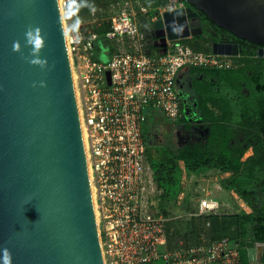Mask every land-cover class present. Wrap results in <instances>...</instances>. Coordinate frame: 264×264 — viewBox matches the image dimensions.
Segmentation results:
<instances>
[{"label":"water","instance_id":"obj_1","mask_svg":"<svg viewBox=\"0 0 264 264\" xmlns=\"http://www.w3.org/2000/svg\"><path fill=\"white\" fill-rule=\"evenodd\" d=\"M186 4L154 22L157 53L201 32L195 11L264 46V0ZM64 30L59 0H0V264H104ZM245 251L264 259L263 243Z\"/></svg>","mask_w":264,"mask_h":264},{"label":"built area","instance_id":"obj_2","mask_svg":"<svg viewBox=\"0 0 264 264\" xmlns=\"http://www.w3.org/2000/svg\"><path fill=\"white\" fill-rule=\"evenodd\" d=\"M94 0H59L78 103L79 118L104 264H240L236 246L222 240L202 247L168 249V224L146 160L148 124L180 115L177 79L186 69L229 70L235 58L193 51L180 41L168 42L164 54L146 51L149 32L165 12L186 8L168 2L144 24L150 6L145 0H111L91 10L109 25L104 40L112 49L107 59L97 50L99 37L71 25L69 8ZM97 20H95V24ZM98 25V24H97ZM109 74L107 79L106 74ZM194 213L218 214L221 206L209 197ZM246 212L245 210H243ZM247 213V212H246Z\"/></svg>","mask_w":264,"mask_h":264},{"label":"trees","instance_id":"obj_3","mask_svg":"<svg viewBox=\"0 0 264 264\" xmlns=\"http://www.w3.org/2000/svg\"><path fill=\"white\" fill-rule=\"evenodd\" d=\"M106 0H94L93 2H82L69 8L71 15L77 18V22H89L91 10L106 8ZM150 6V12L147 14L144 24H149V19L156 14V8L168 4V0H145ZM185 5L186 0H184ZM198 12V11H197ZM204 21L209 22L205 15L198 12ZM97 23L91 26V32L99 37V43H102L108 49V56L112 49L104 40V35L109 29L106 21H102L100 14H96ZM211 23V22H209ZM98 24V25H97ZM203 24V23H202ZM211 25L218 29L217 26ZM75 26V22L73 23ZM77 27V26H75ZM147 40L153 37L149 32H145ZM181 44L188 45L193 51L201 53H210V49L204 43L196 42L192 39L180 41ZM146 51L154 54L156 49L149 43H146ZM199 74H212L219 78V86L223 93L217 96L214 105L221 107V112L225 111V102L227 97L238 95L235 91L236 84L246 77V71L243 70H214V69H192ZM245 80V79H244ZM253 86H257L259 77H253ZM196 92L201 99L204 108V122L208 124L209 135L204 141L189 144L182 149L150 148L146 137V160L149 164L157 187L162 190L159 209L161 213L170 217L167 206L176 201L182 193V169L179 163L182 162L184 171L189 177L191 175L206 174L211 171L220 174H229L228 177L220 181L221 187L232 192L240 199L251 212L246 213L243 210L235 213H218L209 215H198L190 217L185 221V226L180 222L172 221L168 224V249H178L179 243L183 242V247L195 246L202 247L211 243L228 240L231 245L238 249L240 264H248L245 243H263L264 244V129L259 130L252 127L250 119H245L242 124L238 120L226 118L224 115H214L207 109V103L212 101L210 85L198 83ZM223 98V99H222ZM218 102V103H216ZM225 105V106H224ZM250 121V122H249ZM227 124L239 125L238 132L243 134L246 145L238 147L232 145L233 139L238 136L236 131H232ZM253 142V143H251ZM253 147V155L242 161L245 151ZM188 198L184 199L187 203ZM196 208L187 207L185 212L194 213ZM162 264V262H160Z\"/></svg>","mask_w":264,"mask_h":264},{"label":"flooded vegetation","instance_id":"obj_4","mask_svg":"<svg viewBox=\"0 0 264 264\" xmlns=\"http://www.w3.org/2000/svg\"><path fill=\"white\" fill-rule=\"evenodd\" d=\"M195 13L198 12L195 11ZM191 27L195 30L200 28L201 32L187 39L204 43L210 52L211 48L217 44L235 47L237 56H234V65L231 69H244L243 71H246L245 80H240L239 77L234 89L239 91L238 95L225 98L222 102H225L226 108L225 111L221 112V107L214 105L215 98L224 92L219 86V78L212 74H199L192 69L183 70L176 82L180 98V115L175 122L162 117L157 124L153 126L148 124L145 137L150 147L153 145L154 148L182 149L189 144L204 141L209 135L208 124L204 122V108L196 92L198 83L210 85L212 101L207 103V109L211 113L238 120L239 124L248 118L250 121H254L251 123L252 127L259 130L264 129V57H260L264 51V46L241 40L223 29H216L211 23L204 21L199 14L192 21ZM156 42L157 40L153 37L147 40V43L153 47ZM255 76H260L257 86H253L251 80ZM226 125L238 134V137L233 139L231 144H237L238 147L245 146L247 141L243 134L237 131L239 125L227 123ZM253 153V147H249L245 151L242 161L251 157ZM228 176L229 174H226V177ZM261 263H264V259Z\"/></svg>","mask_w":264,"mask_h":264},{"label":"rangeland","instance_id":"obj_5","mask_svg":"<svg viewBox=\"0 0 264 264\" xmlns=\"http://www.w3.org/2000/svg\"><path fill=\"white\" fill-rule=\"evenodd\" d=\"M106 1L110 2L111 0ZM74 22L77 29L90 31L91 26L95 23V19H92L89 22L79 23L77 22V18L72 15V26ZM96 48L97 50L100 49L102 51L103 54L101 55V60L105 61L107 59L106 47L102 43H97ZM150 148L154 149L153 145ZM179 165L182 169V193L176 201L167 206L170 217L174 218L175 221L177 220L185 226V221L188 219V213L185 212V209L188 206L195 208L197 202L205 197H215L217 199L221 206L220 213H235L239 212V210H245L247 213L251 212L235 194L227 192L221 187L220 181L226 178V174L211 171L204 175H191L188 177L184 171L183 164L179 163ZM186 197L188 198L187 203L184 201ZM155 264L161 263L156 262Z\"/></svg>","mask_w":264,"mask_h":264},{"label":"crops","instance_id":"obj_6","mask_svg":"<svg viewBox=\"0 0 264 264\" xmlns=\"http://www.w3.org/2000/svg\"><path fill=\"white\" fill-rule=\"evenodd\" d=\"M169 2V1H168ZM211 199H215L217 201V199L215 197H209ZM256 264H264V263H256Z\"/></svg>","mask_w":264,"mask_h":264},{"label":"bare ground","instance_id":"obj_7","mask_svg":"<svg viewBox=\"0 0 264 264\" xmlns=\"http://www.w3.org/2000/svg\"><path fill=\"white\" fill-rule=\"evenodd\" d=\"M64 29H65V27H64ZM65 31V30H64Z\"/></svg>","mask_w":264,"mask_h":264}]
</instances>
